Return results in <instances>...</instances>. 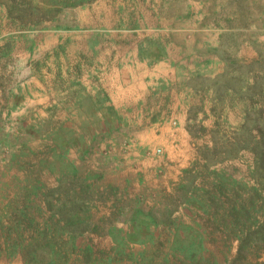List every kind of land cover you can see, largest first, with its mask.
<instances>
[{
  "label": "rangeland",
  "instance_id": "1",
  "mask_svg": "<svg viewBox=\"0 0 264 264\" xmlns=\"http://www.w3.org/2000/svg\"><path fill=\"white\" fill-rule=\"evenodd\" d=\"M164 61L192 68L181 210L130 206L105 243L84 164L118 124L92 90ZM0 264H264V0H0Z\"/></svg>",
  "mask_w": 264,
  "mask_h": 264
},
{
  "label": "crops",
  "instance_id": "2",
  "mask_svg": "<svg viewBox=\"0 0 264 264\" xmlns=\"http://www.w3.org/2000/svg\"><path fill=\"white\" fill-rule=\"evenodd\" d=\"M167 52L164 59L191 57L192 38L169 43ZM118 53L124 58L131 55L127 49ZM191 77L192 68L184 71L164 61L145 71L116 70L107 76L105 85L92 90L106 95L100 121L118 124L99 136L84 164L92 175L88 185L93 194L108 198L89 200L94 226L102 227L92 236L100 241L109 243L115 234L133 231L129 228L132 208L155 223L163 205L170 212L181 210H174L162 198L179 193L192 172V87L186 85Z\"/></svg>",
  "mask_w": 264,
  "mask_h": 264
},
{
  "label": "trees",
  "instance_id": "3",
  "mask_svg": "<svg viewBox=\"0 0 264 264\" xmlns=\"http://www.w3.org/2000/svg\"><path fill=\"white\" fill-rule=\"evenodd\" d=\"M242 247H240V251H241Z\"/></svg>",
  "mask_w": 264,
  "mask_h": 264
}]
</instances>
